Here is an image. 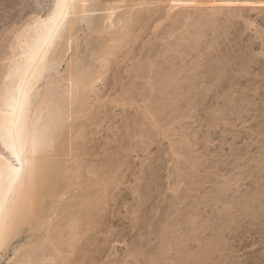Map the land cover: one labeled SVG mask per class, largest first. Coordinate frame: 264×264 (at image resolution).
<instances>
[{
    "label": "rangeland",
    "instance_id": "374dc122",
    "mask_svg": "<svg viewBox=\"0 0 264 264\" xmlns=\"http://www.w3.org/2000/svg\"><path fill=\"white\" fill-rule=\"evenodd\" d=\"M174 1L158 3L156 9L146 6L139 14L140 21L148 19L135 25L138 40L131 53L125 49L117 55L97 86L101 100L94 97L88 120H79L88 130L84 145L77 140L86 153L82 162L107 177L110 195L87 233L86 254L78 253L71 264H140L134 251L142 247L157 253L165 227H170L172 249L164 264H264V0H196L197 9ZM27 5L31 8L22 15ZM35 5V0H0V39ZM196 13L207 17L196 18ZM6 36L0 55L9 50L11 35ZM149 65L156 70L153 74ZM161 74L167 79L169 101L164 105L168 116L159 121L167 134L142 111L153 102L161 107L148 84L151 78L160 81ZM120 98L127 103L136 98V104L124 107ZM10 257L12 250L1 264Z\"/></svg>",
    "mask_w": 264,
    "mask_h": 264
},
{
    "label": "bare ground",
    "instance_id": "6f19581e",
    "mask_svg": "<svg viewBox=\"0 0 264 264\" xmlns=\"http://www.w3.org/2000/svg\"><path fill=\"white\" fill-rule=\"evenodd\" d=\"M175 1L176 3H183V4L187 3V5L188 4L192 5V7H195V8L198 2L196 0H175ZM161 2L164 3V5H166L165 3L167 2V0H80V4H81L80 10L75 16L72 17L69 23L68 30L65 33V36H66L65 41L63 42L62 46L57 49L54 56L50 55L49 64L52 66V70L46 73L48 79L46 81L39 79V73H37L36 87L39 89L38 94L42 97V103L37 106V110L34 112V116L36 119H40L45 122H49V121L51 122L50 123L51 147H50V150L43 153L42 156L40 157V160H41L40 172L37 178L35 188L31 190L21 200V202L19 203L16 209L14 223L11 229L5 232L3 244L2 246H0V264L6 258L10 250H12V257H10L8 261H6V264H25L26 261H30L31 264H71V259H73V257L79 258L77 256L78 253H85L83 252V250H86V249H84L83 247H84V242L87 239V233L89 232L90 227L92 228V226L95 225L94 224L95 216H98L99 213H101L103 206L106 205L107 200H108L107 197L108 195H110L108 194L109 193L108 190L110 187L108 188V184H107L108 180L106 181L107 177L103 178L104 176L102 177V175H100L99 168H97L94 165L93 167L88 169V167H86L83 164L82 157L86 154L85 149L82 148V146L78 147V145L80 144V142L83 145L84 143H86L85 142L86 137H87L86 132L88 130L86 131L85 129L86 125L79 126L78 123H79V120L81 119L83 120V118L86 117L87 113L91 112L88 109L89 107L91 108V103H90L91 100L94 97L96 98L97 101L101 100V97L100 98L97 97L98 94H100L99 91L97 92V89H98L97 86L100 85V83H104V81L106 80L107 74L110 68L112 67L111 66L112 63L114 62V60L116 61L117 59V55L120 52H123L125 49L126 51L130 50V53H131V49H130L131 45L134 43V41L136 43V41L138 40V39L136 40L135 34L137 31H135V28L138 26L137 24L141 18L139 17L141 16L139 14L142 13L143 10H146L147 7L150 8L151 5H155L154 8L156 9V4L158 3L161 4ZM218 2H217V5L219 6L220 4H218ZM52 3H54V0H42V4L45 7L51 5ZM85 4L87 5L86 7L84 6ZM170 6H172V3ZM218 6L216 7L217 9H219ZM45 7H36L35 9L30 10L31 12L28 13V15L26 14V16L24 17L22 16L23 18H21V20L18 21L19 23L15 24L16 25L15 27H13L7 32H5L6 30L4 31V34L1 36V39H0V44L5 41V39L7 38L6 35L10 34L11 37L9 38L8 40L9 42L7 44V48H9V50H6L5 53L0 55V62H1L0 64H2L5 60L8 59L13 49V46L18 44V39L22 38L24 41H29L31 39V36L34 32L33 25L39 18V13L44 11ZM223 7L224 9L222 10H225V6ZM30 8L31 7L29 5L24 6L21 10L22 15L26 13ZM168 8L169 7H167V9ZM171 9H173V7H171ZM169 10H168V13H169ZM203 10L202 11L197 10V12L199 11V12H202L203 14ZM213 10L214 8L212 9V11ZM219 11L222 13L224 12L221 10ZM219 11L216 10V12H219ZM145 12L146 11H144V13ZM148 13L150 12H147L146 14L147 16H148ZM187 13H186L185 19L188 17ZM150 14H152V12ZM198 14L199 13H196V18ZM211 14L214 15L213 13ZM217 14L218 13H216V15ZM182 15L184 17V14ZM191 15L189 17H191ZM199 15L200 17H202L201 14ZM189 17L188 19H190ZM206 17H204V19H206ZM152 18L153 17H151V19ZM180 18L181 17H179V19L176 21L179 22ZM144 19L145 21H147L146 19L148 18H144ZM144 19H141V21L143 22ZM151 19L148 22H151L152 21ZM184 21L187 22V20H184ZM200 21H201V18H200ZM203 22L201 21V23ZM206 22L208 23L209 21H206ZM191 23H193V21L190 22V24ZM184 24H181V26ZM205 30L203 31V33L205 32ZM200 31H198V34L194 32L195 35H199ZM191 33L189 35L194 34V33L193 34ZM203 33H201L202 36H203ZM202 36L201 38L204 37ZM181 38L184 42L183 37ZM184 38L186 39L185 36ZM177 40H180V39H178L177 37ZM194 40L192 39L193 42ZM68 41H71V43H69ZM189 41L190 40L188 39V42ZM192 41H191V44H193L194 46V43H192ZM173 44L175 45L174 42ZM177 45L176 47L174 46L176 50L180 48V47H177ZM168 47L169 45L167 46V48ZM0 48H1V45H0ZM167 48H165V52ZM17 50L19 49L17 48ZM179 50H177L178 53L180 52ZM165 52L163 51V54ZM182 53H183V50H182ZM123 55L125 54L123 53ZM159 56H160V52H159ZM161 56H160V59L163 58ZM168 57L172 58L170 55ZM168 57L167 58L164 57V58L168 59ZM149 62L150 61L148 60V63ZM149 64H151L152 67L156 66L154 65L155 64L154 61ZM138 65H140V63ZM160 65H161L160 66L161 68L162 64ZM163 67L161 69L162 73H164L165 71ZM2 68L3 66H0V69ZM134 68H137V67H134ZM149 68H150V65H149ZM152 69L150 70L151 74H153L154 71H156L154 70L152 72ZM157 71H160V70L157 69ZM148 73L149 72H147V74ZM171 73H168V74H171ZM162 75L164 74H161V76ZM161 76H159V78ZM169 76L171 77V75ZM145 77L146 76H144L143 78ZM173 77L174 76H172L171 78ZM136 78H139V76H136ZM152 79L153 78H151V80ZM151 80H150V83L148 82L149 87H150L149 89L151 90L152 93H155V95L153 96H156L157 99H154L153 96L152 98L154 100H157L156 101L157 104L159 103L161 107H158L159 104L157 105L158 108L154 107V105L156 106V104L154 102L151 103L152 102L151 100V102L147 101L148 103H151V104H146L144 108L142 107L143 108L142 111H143V114L145 115V118H147L148 120H151L153 126L161 131V130H164L165 128L163 129L162 127L163 125L162 126L160 125L159 120L162 119L160 117L165 118L168 116V115L165 116L166 115L165 110L167 107H164L165 103L169 101V97H168L169 95L167 92L168 83H167V79L165 76H162L160 81H158L159 80L158 78H156V81H151ZM168 82L170 83L169 85L173 83L171 82V80ZM41 83L43 84V88H40ZM154 91L158 92V96L156 92ZM68 93H71V95H68ZM169 93H170V90H169ZM134 100H136V98ZM134 100H132V102L128 101L130 104L126 102L127 100H124V101L122 100L123 104L122 103L121 104L123 106L129 104V106H131L133 104H136ZM137 103H138V100H137ZM178 109H177V113H178ZM166 111L168 112V110ZM173 112H174V109H173ZM142 118L144 121L147 120L144 117ZM85 120H88V119L85 118ZM166 130L163 131L165 132V134L168 133V129ZM171 133L173 134V132ZM168 137H165V138H168ZM172 138L174 137L172 136ZM78 139L80 142L77 141ZM141 139L143 141L142 137ZM74 143L75 145H77L76 149H72ZM145 143L147 145L146 140H145ZM148 148L144 149V146H143V148H140V149L148 150ZM82 190H88V192L79 194L80 191ZM134 212L133 214H135ZM135 218H137V216ZM165 228L168 229L170 227H165ZM167 229L161 233L163 235L162 237L163 243L161 241L162 247L160 248V250L157 253L153 254L152 252L148 253L142 247H140L136 251H134L132 255L133 258L136 260V262L139 261L140 264H164L165 260L168 259L167 255L169 251H171L172 249V245L168 241V232H167L168 230ZM189 241H190V238H189ZM156 249L157 248H155V250ZM155 250L153 249L154 252H156ZM204 260H206V258Z\"/></svg>",
    "mask_w": 264,
    "mask_h": 264
},
{
    "label": "snow or ice",
    "instance_id": "6c2138e0",
    "mask_svg": "<svg viewBox=\"0 0 264 264\" xmlns=\"http://www.w3.org/2000/svg\"><path fill=\"white\" fill-rule=\"evenodd\" d=\"M35 6L45 7L42 0H36ZM80 7V0H54L46 6L33 25L31 39H18L0 69V246L14 223L17 206L36 186L40 157L51 147V122L34 116L42 103L37 73L39 79H48L50 55L62 46Z\"/></svg>",
    "mask_w": 264,
    "mask_h": 264
}]
</instances>
